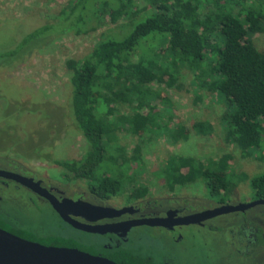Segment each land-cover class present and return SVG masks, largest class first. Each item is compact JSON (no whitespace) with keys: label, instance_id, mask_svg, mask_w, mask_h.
Masks as SVG:
<instances>
[{"label":"trees","instance_id":"obj_1","mask_svg":"<svg viewBox=\"0 0 264 264\" xmlns=\"http://www.w3.org/2000/svg\"><path fill=\"white\" fill-rule=\"evenodd\" d=\"M99 12L112 23L124 22L117 32L102 33L84 57L65 63L71 71V117L87 144L80 159L55 160L64 168L65 178L86 180L91 193L107 200L123 192L122 168L140 157L139 144L131 154L118 144V131L144 135L157 129L174 143L186 140V127H155L157 113L143 111L146 100L155 94L151 85L174 86L182 69L192 74L199 89L214 93L224 103L228 116L222 120L224 141L242 153L257 151V157L264 160V51L253 39L264 32V0H70L51 22L29 30L0 58L11 61L28 53L36 47L30 49L32 42L39 46L41 37L55 27L57 34L96 30L102 21ZM131 27L128 35L114 38ZM121 106L131 107V113H119ZM192 129L207 135L212 125L199 121ZM105 160L115 170L103 171ZM230 160V154H223L214 168L193 157L176 155L165 162L160 175L170 190L203 180L209 195L221 202L236 179H245L254 199H264V173L235 177ZM147 193L146 186H135L127 199L143 198ZM0 227L44 245L77 247L71 239L37 237L28 227Z\"/></svg>","mask_w":264,"mask_h":264},{"label":"rangeland","instance_id":"obj_2","mask_svg":"<svg viewBox=\"0 0 264 264\" xmlns=\"http://www.w3.org/2000/svg\"><path fill=\"white\" fill-rule=\"evenodd\" d=\"M69 1L0 0V57L17 46L29 30L51 22ZM100 14L102 21L96 30L80 34H57L58 28L55 27L41 37L39 46L32 42L30 49L33 45L36 47L28 53L11 61L9 58H0V157L20 163L39 176L63 186L68 193L88 191V187L84 179L69 181L62 174L64 168L55 163V160L80 159L87 150L86 141L71 117V71L66 68L65 63L68 59L84 57L92 50L102 33L117 32L119 25L124 22L120 19L117 23H112L108 15L99 12ZM131 29L132 27L126 33L116 34L118 37L114 38H123ZM253 39L256 47L264 51V32L254 35ZM151 89L155 94L146 100L143 111L157 113L155 127L160 125L162 129L166 126L183 125L188 129L189 136L186 140L174 143L167 134L159 133L157 129L144 135L118 131L117 142L128 154L132 153L137 144L141 150L137 161L122 168L125 180L123 192L111 199L110 204H126L132 187L140 185L148 188L145 201L171 197L198 207L216 202L218 198L209 195L203 180L181 187L175 186L173 190L168 189L160 173L165 162L176 155L190 156L197 162L218 168L217 160L223 154H230L228 164L235 177L242 174L253 177L264 173V160L257 157V151L242 153L237 146L224 141L222 120L228 117L224 103L218 101L214 93L199 89L188 70L180 71L174 86L153 83ZM118 108L119 113L129 114L132 111L128 106ZM199 121L209 122L212 132L207 135L195 133L192 125ZM102 166L103 171L108 173L115 170L107 160ZM8 194L16 195L14 192ZM253 200L254 191L248 180L236 179L234 188L224 202L248 203ZM18 202V205L11 203V214L17 213L19 208L27 210V220H22L37 237L71 239L82 250L90 253L101 251L105 237L67 226L48 206L35 210L21 196ZM13 207H17V210ZM263 209L264 207L252 209L250 213L262 214L253 213V210ZM227 217L228 215L213 218L207 225L228 220ZM20 220L19 217L17 221ZM247 225L250 226L249 223ZM251 225L264 227V219ZM182 234L183 241L174 244L166 232L141 227L132 233L128 247L136 251L139 246L136 253L150 256L155 264L163 263V254L170 258L169 264H264L262 252L241 257L232 246V239H216V235L220 233L189 227L183 229ZM221 235L228 237L227 230L222 231Z\"/></svg>","mask_w":264,"mask_h":264},{"label":"flooded vegetation","instance_id":"obj_3","mask_svg":"<svg viewBox=\"0 0 264 264\" xmlns=\"http://www.w3.org/2000/svg\"><path fill=\"white\" fill-rule=\"evenodd\" d=\"M0 171L10 174L11 176L0 175V224L6 225L7 227L16 228H27L29 225L23 222V220H27L25 217L27 216V210L19 208L18 212L11 214L13 212L11 203L19 204L18 200L21 196L25 203L27 202L30 207L35 210H42L43 206H48L52 209V211L58 216V218L65 223L67 226L78 230L80 232H84L87 234H94L98 236L105 237V241L102 244L101 251L99 253H90L88 251L82 250L79 247H70L76 248L84 252H88L92 255L101 256L107 258L118 264H155L154 260L150 256H142L141 254L136 253L137 249L140 247H136V251L131 249L128 245L131 243V235L138 228L146 227L151 229H157L160 231H164L171 236V239L174 244H179L183 241L184 236L182 234L183 229L189 227H195L197 229H207L208 231H212L215 233H220L216 235V239H232V246L234 245L235 251L241 257L250 256L253 254H261L264 256V227H251L253 223L257 224L260 220L264 219V209L257 210V208L264 207V205H257L255 207L249 208L243 212L236 211L231 213H226L222 215L215 216L221 217L224 215H228V220H222L217 224H210L211 219L209 218L199 222L198 224H177V221L180 218L185 216L198 213L204 210L213 209L217 206L223 204H238L240 201H225L221 202L217 200L216 202H210L208 206L198 207L197 205L191 203H184L179 198H166L163 200H150L145 201L144 197L128 200L126 204L121 206H114L109 203L110 199H101L95 196L93 193L88 191H81L75 193H68L65 188L59 184L53 183L49 179H45L34 171L26 169L20 163L14 162L12 160H8L6 158L0 157ZM21 176L25 178H31L34 182H37L40 188H42V193L38 192V187L35 189L31 186H27L21 184L19 181L15 180L13 176ZM8 192H14L16 195H10ZM51 196L57 201H62L63 199H71L73 201H83L90 204H94L97 206H108L116 209H120L123 207H128L129 209L116 216H105L99 219H94V214L91 212L78 213L76 210L70 211L68 216L70 219L74 220L77 223L83 225L90 226H111L112 231H107L106 233H92L85 230L78 229L71 224L64 221L60 215L54 210L52 205L50 204V200L47 196ZM18 196V197H17ZM117 197V196H116ZM256 200V199H254ZM252 209L253 213L262 214H254L250 213ZM255 211V212H254ZM22 212V213H20ZM21 218L20 222L17 221L18 218ZM22 218H25L22 220ZM166 226L162 225H132L128 229L125 226H116L119 224L125 223V225H130V222H135L139 220H147V219H165ZM261 218V219H260ZM229 224L223 225V224ZM250 224L247 225V224ZM1 228V227H0ZM3 229V228H2ZM6 230V229H4ZM227 230L228 237H223L221 232ZM7 231V230H6ZM9 232V231H8ZM11 233V232H10ZM23 238V237H22ZM28 240V239H27ZM32 241V240H30ZM37 242V241H35ZM66 247V246H61ZM132 254L134 257L128 256L127 254ZM144 259L142 262L136 258ZM170 258L162 255V264H169Z\"/></svg>","mask_w":264,"mask_h":264},{"label":"water","instance_id":"obj_4","mask_svg":"<svg viewBox=\"0 0 264 264\" xmlns=\"http://www.w3.org/2000/svg\"><path fill=\"white\" fill-rule=\"evenodd\" d=\"M0 175L11 176L5 172L0 171ZM13 178L19 181L21 184L37 188L38 192L42 193L37 182H34L31 178H25L21 176H13ZM44 194V193H42ZM47 196V195H46ZM50 200V204L54 210L60 215V217L71 224L72 226L92 233L103 234L107 231H112L111 226H90L83 225L70 219L68 213L76 210L78 213L91 212L94 214V219H99L105 216L111 217L120 215L126 212L129 208L123 207L116 209L108 206H97L80 200L73 201L71 199H63L57 201L51 196H47ZM257 205H264V199H256L248 203L239 202L238 204H223L213 209L204 210L198 213H194L177 221V224H195L203 220L213 218L218 215L245 211L249 208ZM167 218L165 219H147L130 222V225H116L125 226L128 229L132 225H162L166 226ZM0 264H118L107 258L92 255L88 252L81 251L76 248L61 247L44 245L39 242L30 241L13 233H10L0 228Z\"/></svg>","mask_w":264,"mask_h":264}]
</instances>
